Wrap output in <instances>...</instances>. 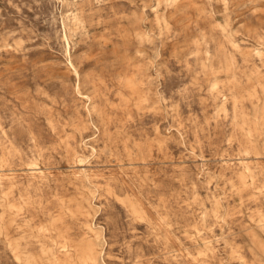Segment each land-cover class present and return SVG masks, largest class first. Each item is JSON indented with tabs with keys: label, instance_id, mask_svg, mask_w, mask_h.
I'll use <instances>...</instances> for the list:
<instances>
[{
	"label": "rangeland",
	"instance_id": "obj_1",
	"mask_svg": "<svg viewBox=\"0 0 264 264\" xmlns=\"http://www.w3.org/2000/svg\"><path fill=\"white\" fill-rule=\"evenodd\" d=\"M0 264H264V0H0Z\"/></svg>",
	"mask_w": 264,
	"mask_h": 264
}]
</instances>
